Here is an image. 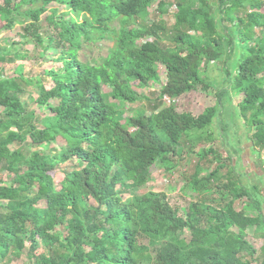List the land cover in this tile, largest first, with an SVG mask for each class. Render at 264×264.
<instances>
[{
  "label": "trees",
  "instance_id": "1",
  "mask_svg": "<svg viewBox=\"0 0 264 264\" xmlns=\"http://www.w3.org/2000/svg\"><path fill=\"white\" fill-rule=\"evenodd\" d=\"M0 1V35L14 27L15 17L31 19L22 27L24 41L0 51V61L53 60L63 67L45 71L50 89L40 78H0V175L9 173L0 178V263L11 264V256H26L24 264L255 263L259 252L246 230L264 227V196L260 186L242 184L236 172L243 159L233 158L242 151L230 140L235 152L227 157L228 169L219 150L209 148L198 156L206 162L214 155L216 167L201 179H187L195 195L212 187L226 190L222 199L230 196L228 203L193 202L183 217L164 192L126 195L144 189L153 166L177 157L184 139L211 129L233 97L242 98L235 113L249 126L252 152L260 158L264 0ZM53 5L74 16L66 19ZM154 5L157 17L150 22ZM103 39L111 43L107 56L100 63L82 62V49ZM29 44L32 49H25ZM220 62L222 79L211 82L206 72ZM158 65L166 66V84L152 100L144 98L150 113L119 120L122 109L140 102L135 86L148 89L159 81ZM199 84L214 88L217 97L203 114L165 104ZM34 85L39 113L22 99L25 87ZM103 86L111 87L110 96ZM59 138L64 144L56 147ZM206 138L215 140L212 134ZM245 197L249 203L237 210L235 202ZM64 225L66 236L57 229Z\"/></svg>",
  "mask_w": 264,
  "mask_h": 264
},
{
  "label": "rangeland",
  "instance_id": "2",
  "mask_svg": "<svg viewBox=\"0 0 264 264\" xmlns=\"http://www.w3.org/2000/svg\"><path fill=\"white\" fill-rule=\"evenodd\" d=\"M0 3H2V1H0ZM217 4L218 2L215 1L213 6H217ZM52 7L58 8L60 13H62L66 19L74 16L69 8L60 7L59 5H53ZM156 8L157 5H154L152 8H150L151 16L148 18L150 22L154 21L155 17H157L154 16ZM171 9L172 8L169 10ZM174 11L175 8L173 9V12ZM46 16L47 15H44L42 18L44 19ZM242 17H245V13H243ZM161 18H164V16H161ZM15 19L16 24L14 27L11 30L4 31L0 35L1 52L10 50L12 42L24 41L22 37V27L29 23L31 19L23 15L15 17ZM165 21L167 22L168 28L172 27L174 22V17L172 14L166 16ZM118 24V21L114 23V25L117 27L119 26ZM141 24H143V22L138 19L137 25L141 27ZM191 34L194 33L191 32ZM256 35L257 37H260L261 33H256ZM142 42L143 41H140L139 44ZM110 46L111 43L108 40L103 39L102 41H98L96 45L85 46L80 52L79 58L84 63H100L102 59L107 56ZM25 49L31 50L32 44L26 46ZM52 56L53 55H51V57ZM221 65L222 62L219 63L218 68L213 64L208 68L205 76H207L211 82L216 83L221 81ZM157 68L159 73V81L157 83H151L148 89H138L135 86L134 90L137 92L140 102L129 105L126 109H122L118 115L119 120L132 118L138 111H143L146 115L150 113L149 110L146 109L148 105L144 98L152 100L156 97V92L161 89V86L166 84V66L158 65ZM50 69H55L60 72L63 71L62 64L53 60H48L45 62L17 61L10 63H2L0 61V78L4 79L19 76H27L34 79L40 78L46 89H50L53 87V82L45 75V71ZM37 87L38 85L26 86L25 92L22 95L23 102L28 105V110L34 111L35 113L41 112L38 104L34 102L40 93V90ZM102 91L108 96H110L112 93V89L109 86H103ZM241 100V97H233L232 104H227L225 102L219 117L216 119L211 129L209 128L207 132L202 135V137H199L198 133H196L192 134L190 138L184 139L179 145L178 156L170 157L169 161L165 164L158 163L157 165L153 166L151 170V182L146 184L144 189L140 188L130 191V194L126 195V197H132L146 192H164L166 193L169 202L178 210L179 215L183 217H185L186 208L193 202L204 201L213 206L228 203L230 196L224 200L222 199V193H226V190L224 191L212 187L208 191H204V195H195L192 191V186L187 179L194 174H198V178L201 179L208 174L209 169L213 170L216 167L217 162L214 161V155H211L206 162L200 161L198 156L199 154H203L209 148L219 150L220 154L222 155L221 157L224 158L222 164L228 169L229 161L227 160V157L229 153L233 154V152H235L231 146L232 144H237L238 148H240L242 151L239 155H233L235 161L238 156L243 159L241 163L243 165L241 171L236 172L238 177L241 178L242 184L245 183L248 185V187L253 185L260 186L264 191V150H261L260 158L252 152L253 143L250 140L252 133L247 131L249 126L245 124L244 120H241L239 117H237V114L235 113V109L238 108ZM165 104L167 106L171 104L174 105L179 113H190L197 117L203 114L207 108L213 107L217 104L216 90L214 88L206 90L203 87V84H199L190 92L183 94L173 101H170L167 98L165 100ZM211 134L215 140L210 141L209 138H206L207 135ZM229 140L232 144L229 142ZM63 144L64 141L59 138L55 145L56 147H59ZM208 161H210V163ZM62 168L65 169L63 166ZM227 169L221 171V174L225 175L227 173ZM52 175H54V173H52ZM1 177L4 180H7L9 178V173L5 171L2 173V175H0V178ZM59 179L60 178L57 177L55 179V183H58ZM224 181H222V183H224ZM239 186H241V184L234 186L233 190L238 192L237 188H239ZM36 190L37 188H35V191ZM0 203L4 202L0 201ZM248 203V199L245 197L240 201L235 202L234 207L237 210H241ZM40 206L43 208L44 202H42ZM251 214L253 215V213ZM57 229L63 231V236L68 234L67 225L60 226ZM258 229L260 232H256L255 226H251L246 230L247 239H249L255 245L259 252L258 259L253 264H262L261 257L264 250V227L261 228L260 226ZM182 235L186 237L188 236V232H185ZM39 242L41 243V240H39ZM28 247H30V243H28ZM42 251L43 249L40 247L37 252L41 253ZM262 259H264V256ZM8 261H10L11 264H24L27 262V258L25 256L18 259L11 256Z\"/></svg>",
  "mask_w": 264,
  "mask_h": 264
},
{
  "label": "crops",
  "instance_id": "3",
  "mask_svg": "<svg viewBox=\"0 0 264 264\" xmlns=\"http://www.w3.org/2000/svg\"><path fill=\"white\" fill-rule=\"evenodd\" d=\"M262 193H263V196H264V191H263V189H262ZM263 212H264V207H263ZM259 227H256V232H260L259 231V229H258ZM261 228H262V226H261ZM264 256V253H263V255H262V257ZM261 257V258H262ZM264 261V259H262V262Z\"/></svg>",
  "mask_w": 264,
  "mask_h": 264
}]
</instances>
